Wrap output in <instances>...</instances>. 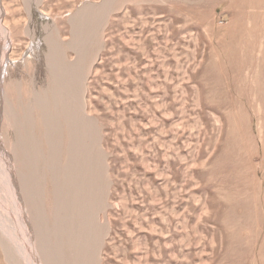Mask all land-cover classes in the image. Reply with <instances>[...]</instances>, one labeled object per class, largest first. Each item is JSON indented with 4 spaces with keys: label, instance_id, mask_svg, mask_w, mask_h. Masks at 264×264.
Here are the masks:
<instances>
[{
    "label": "rangeland",
    "instance_id": "1",
    "mask_svg": "<svg viewBox=\"0 0 264 264\" xmlns=\"http://www.w3.org/2000/svg\"><path fill=\"white\" fill-rule=\"evenodd\" d=\"M0 264H264V0H0Z\"/></svg>",
    "mask_w": 264,
    "mask_h": 264
},
{
    "label": "crops",
    "instance_id": "2",
    "mask_svg": "<svg viewBox=\"0 0 264 264\" xmlns=\"http://www.w3.org/2000/svg\"><path fill=\"white\" fill-rule=\"evenodd\" d=\"M102 14H100V19H102L103 18V6H102ZM101 38H102V36H99V38L97 39V40H95V39H92L91 41H90V46L92 45V43H93V48L92 49H96V50H98L99 52H101V49H102V45H103V42H102V40H101ZM79 43H81V49H84V47H83V41H80ZM88 48V46L86 47V49ZM98 52V53H99ZM96 61V60H95ZM90 73H91V71H90Z\"/></svg>",
    "mask_w": 264,
    "mask_h": 264
},
{
    "label": "bare ground",
    "instance_id": "3",
    "mask_svg": "<svg viewBox=\"0 0 264 264\" xmlns=\"http://www.w3.org/2000/svg\"><path fill=\"white\" fill-rule=\"evenodd\" d=\"M11 185H12V183H11ZM12 189H13V185H12ZM13 191H14V189H13ZM14 192H15V191H14ZM14 192H13V193H14ZM16 198H17V196H16ZM27 250H28V249H27Z\"/></svg>",
    "mask_w": 264,
    "mask_h": 264
}]
</instances>
